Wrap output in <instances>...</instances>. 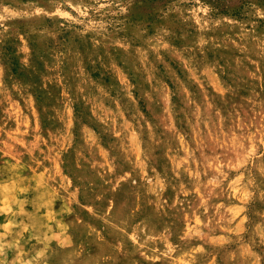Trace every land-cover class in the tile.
<instances>
[{"label": "rangeland", "instance_id": "374dc122", "mask_svg": "<svg viewBox=\"0 0 264 264\" xmlns=\"http://www.w3.org/2000/svg\"><path fill=\"white\" fill-rule=\"evenodd\" d=\"M0 264H264V0H0Z\"/></svg>", "mask_w": 264, "mask_h": 264}]
</instances>
